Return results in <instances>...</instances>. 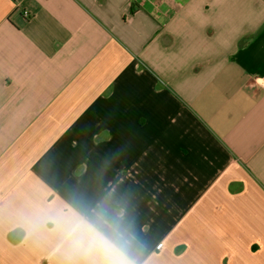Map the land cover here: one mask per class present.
Returning a JSON list of instances; mask_svg holds the SVG:
<instances>
[{
    "label": "crops",
    "instance_id": "1",
    "mask_svg": "<svg viewBox=\"0 0 264 264\" xmlns=\"http://www.w3.org/2000/svg\"><path fill=\"white\" fill-rule=\"evenodd\" d=\"M0 264H264V0H0Z\"/></svg>",
    "mask_w": 264,
    "mask_h": 264
},
{
    "label": "built area",
    "instance_id": "2",
    "mask_svg": "<svg viewBox=\"0 0 264 264\" xmlns=\"http://www.w3.org/2000/svg\"><path fill=\"white\" fill-rule=\"evenodd\" d=\"M25 15H28V12L27 11H25Z\"/></svg>",
    "mask_w": 264,
    "mask_h": 264
}]
</instances>
